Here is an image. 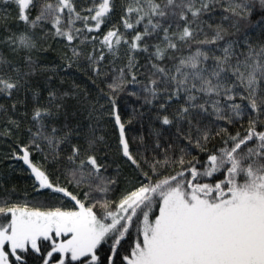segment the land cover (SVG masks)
<instances>
[{
	"label": "snow or ice",
	"instance_id": "1",
	"mask_svg": "<svg viewBox=\"0 0 264 264\" xmlns=\"http://www.w3.org/2000/svg\"><path fill=\"white\" fill-rule=\"evenodd\" d=\"M0 264H264V0H0Z\"/></svg>",
	"mask_w": 264,
	"mask_h": 264
},
{
	"label": "trees",
	"instance_id": "2",
	"mask_svg": "<svg viewBox=\"0 0 264 264\" xmlns=\"http://www.w3.org/2000/svg\"><path fill=\"white\" fill-rule=\"evenodd\" d=\"M16 182L21 186H25L27 183H30V181L27 179V174L25 173H17L15 177Z\"/></svg>",
	"mask_w": 264,
	"mask_h": 264
}]
</instances>
